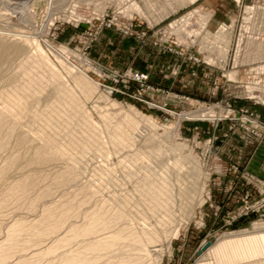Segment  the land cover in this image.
I'll use <instances>...</instances> for the list:
<instances>
[{
	"label": "rangeland",
	"instance_id": "374dc122",
	"mask_svg": "<svg viewBox=\"0 0 264 264\" xmlns=\"http://www.w3.org/2000/svg\"><path fill=\"white\" fill-rule=\"evenodd\" d=\"M200 4L0 0V254L54 264L108 205L137 264H264V0Z\"/></svg>",
	"mask_w": 264,
	"mask_h": 264
},
{
	"label": "bare ground",
	"instance_id": "6f19581e",
	"mask_svg": "<svg viewBox=\"0 0 264 264\" xmlns=\"http://www.w3.org/2000/svg\"><path fill=\"white\" fill-rule=\"evenodd\" d=\"M18 51L19 49L14 46L1 47L0 72L1 70H3V66L7 62H10L12 55L17 53ZM102 205H107L105 200L103 201ZM107 207V212L109 211L108 217L107 213H96L88 216L86 215L84 216L85 224L81 226V229L70 228L74 233L71 236L82 237V242L75 247H78L76 250L72 249L69 253L62 252L56 255L54 257V264H95L99 260L102 261V259L106 256V252L110 251L119 240L127 241L125 243V246H131L129 251L136 252V255L133 256L128 253V256H123L122 258L119 257L117 259V263L120 262V264H137L145 259H143V256H148V248L153 243L152 238L148 236V232L150 229H147L144 225L137 229L134 228L133 223L135 222L129 220L123 212L118 210V208L108 205ZM61 229V226H54L51 230V233L55 235ZM15 230L16 228L13 229V231ZM35 230H38V228L36 227ZM153 232L155 233V231ZM42 233L47 235L49 232L43 231ZM65 236H67V234L63 237H57L50 245H52L53 243L55 245L57 243L65 242ZM12 237L15 238L16 235L9 236L8 238ZM204 244L202 246H204ZM210 246L200 254L209 250ZM1 248L3 249L4 247H0V249ZM141 253H143L142 256ZM200 254L198 256H200ZM0 264L32 263L29 262V259H25L23 256L0 254Z\"/></svg>",
	"mask_w": 264,
	"mask_h": 264
},
{
	"label": "crops",
	"instance_id": "0c3cea01",
	"mask_svg": "<svg viewBox=\"0 0 264 264\" xmlns=\"http://www.w3.org/2000/svg\"><path fill=\"white\" fill-rule=\"evenodd\" d=\"M200 1V6L201 8H203L204 10L208 11L212 18H214L218 12V10L216 8H214L212 1L213 0H199Z\"/></svg>",
	"mask_w": 264,
	"mask_h": 264
},
{
	"label": "water",
	"instance_id": "95a60500",
	"mask_svg": "<svg viewBox=\"0 0 264 264\" xmlns=\"http://www.w3.org/2000/svg\"><path fill=\"white\" fill-rule=\"evenodd\" d=\"M210 244H211L210 241L205 242L204 246H202V247L200 248V250L197 252V255H199V254H200L201 252H203L207 247H209Z\"/></svg>",
	"mask_w": 264,
	"mask_h": 264
},
{
	"label": "built area",
	"instance_id": "2783aa9c",
	"mask_svg": "<svg viewBox=\"0 0 264 264\" xmlns=\"http://www.w3.org/2000/svg\"><path fill=\"white\" fill-rule=\"evenodd\" d=\"M135 78L136 80H139V81H145L146 76H144L143 74H136Z\"/></svg>",
	"mask_w": 264,
	"mask_h": 264
}]
</instances>
